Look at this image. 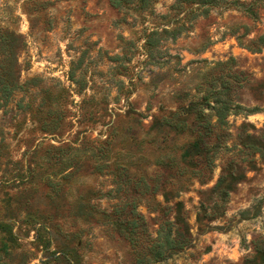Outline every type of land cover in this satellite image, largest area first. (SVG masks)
Listing matches in <instances>:
<instances>
[{
  "label": "rangeland",
  "instance_id": "1",
  "mask_svg": "<svg viewBox=\"0 0 264 264\" xmlns=\"http://www.w3.org/2000/svg\"><path fill=\"white\" fill-rule=\"evenodd\" d=\"M120 3L0 0V264H257L264 46L246 44L264 0ZM224 102L225 141L195 177L183 148ZM178 209L188 244L152 260Z\"/></svg>",
  "mask_w": 264,
  "mask_h": 264
},
{
  "label": "trees",
  "instance_id": "2",
  "mask_svg": "<svg viewBox=\"0 0 264 264\" xmlns=\"http://www.w3.org/2000/svg\"><path fill=\"white\" fill-rule=\"evenodd\" d=\"M113 3L117 6H119L121 3V0H112ZM151 0H140V2L143 4V6H146L149 4ZM180 1V0H177ZM185 1V0H181ZM0 40L3 41L1 43V46L5 47L6 43L5 37L0 36ZM256 42V45H251L250 43H247V47L251 50L254 51H260L262 49V46H264V35L260 36L258 41H253ZM9 55H13V50L9 51ZM6 55V61L4 63L9 64V61H11V57L7 54ZM217 102H219L217 100ZM193 104L189 105L188 111H190L192 108ZM239 109H242L240 105L236 106ZM214 111L211 112L208 116L205 115L203 116L202 111H200L201 119L204 120L205 122H199L196 124L198 127L195 136H194V141L188 143L186 146L183 148V152L181 154V160L184 164H186V159L190 160L193 164L192 173L195 175V177L201 178L204 174L203 170L208 169L211 172V165L213 163V156L214 153L211 155L210 154V149L211 145L212 149L214 150V147H216L217 143L224 142L225 137H222V135L226 134V129H227V116L229 115L231 108L228 103H222L218 107H213ZM244 110V108H243ZM247 112H252L255 110V108L251 109H245ZM187 111V112H188ZM239 111L236 110L234 113H238ZM248 114V113H246ZM216 117V122L212 123L211 121V116ZM217 130L223 131L224 134H219L216 132ZM214 133H216V138L217 141H212V138L214 137ZM210 148V149H209ZM215 152V151H213ZM203 160L204 162V167L200 168L199 171H195L196 169V163L195 161ZM120 168V167H119ZM122 171H125L124 168H122ZM224 178L225 174L222 172L221 176L218 179L217 182V187H221L222 184L224 183ZM222 195L225 196L227 194V191L225 189H221ZM155 193V191H154ZM168 201V200H166ZM167 205V204H166ZM179 207V202L176 203ZM168 207V205H167ZM123 210V209H122ZM121 210V211H122ZM181 212V209H178V215L175 217V221H167L168 225L166 228H164V225H160L159 230L157 231V236L155 239L151 242L149 248H148V256L152 260L158 261V260H163L168 258L172 253H175L182 248H184L189 240H188V235H189V229L187 230L186 224H185V217L183 216ZM116 217H114V220L116 224L124 229H127L128 227L124 224L126 223L128 226L129 224L132 225L134 222L131 221H126L125 219H122L123 216L126 218V214L121 212L120 214H115ZM114 215V216H115ZM127 219V218H126ZM180 225L182 226V229L186 230V234L183 235V233L180 230ZM134 226H132L133 229ZM131 229V230H132ZM188 234V235H187ZM257 252V264H264V247H257L256 249ZM143 260L139 259L137 264H143Z\"/></svg>",
  "mask_w": 264,
  "mask_h": 264
}]
</instances>
